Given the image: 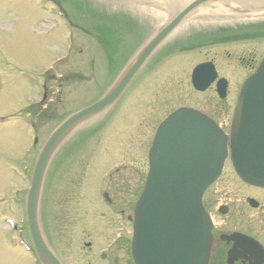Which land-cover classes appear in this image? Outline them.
Masks as SVG:
<instances>
[{
    "label": "rangeland",
    "instance_id": "rangeland-1",
    "mask_svg": "<svg viewBox=\"0 0 264 264\" xmlns=\"http://www.w3.org/2000/svg\"><path fill=\"white\" fill-rule=\"evenodd\" d=\"M119 1L122 2L120 3L122 6L127 8H132L133 4L137 2V0ZM138 2H140V0H138ZM150 4L153 7H150L147 2L143 3L146 7L144 10L148 13H150L149 9L151 8L157 9L154 8L157 6L155 2ZM78 7L82 9L81 12L76 10ZM82 7V3L79 1H76L72 6L65 5L60 0H0V200H6L7 202L9 201V203L13 201L19 202V197L11 190L16 189L23 194L28 188V181L18 178L14 180V175L10 174V170L15 174L18 172L21 175L23 167L26 166V161L29 167L27 158L29 145L25 140L26 137L24 138V133H30V129L25 131L20 121L9 120L6 116L12 109L18 112L22 110L24 106L31 105L30 98L32 94L36 100L41 98L42 87L34 86L32 91H30V84L41 83L43 72L53 67L66 56L71 41V34L67 27V22L64 20L65 17L73 24L87 27L88 29H92L93 26L100 23V15H102V13H96L90 11L93 10L91 8ZM157 10L158 12L151 13V15L153 14V19L157 21L156 24H154L156 25L155 28L162 24L169 14L168 10L163 7H159ZM237 18L241 19L243 17L239 15ZM232 20V17L229 15H210L203 21H195L192 23L191 20H189L182 28L187 29L191 25H216L215 22L221 24L229 23ZM140 41L141 38L138 34V47ZM132 45L133 44L127 45L126 50H123L120 57L117 59L116 67H119V69L122 68L128 58H130L134 49ZM213 53L214 50L203 53L204 55L193 54L192 56L198 61L205 56L208 58L213 57L215 55ZM192 56L180 55L170 59L163 65L171 69V71L160 74L157 81H155L157 85L160 84V77L166 81L163 84L165 87H163L161 91L158 90L157 85L155 90H148V88L139 90L137 77V81L131 84L130 89L132 90L130 94L128 96L125 95L119 101L116 105L117 107L115 106L116 108L111 113V117L119 119L120 122L131 123L129 121L130 117H128V110H132L137 101L140 103L143 101L141 104L138 103V107L141 105V107L138 108L139 122L141 119L148 118V113L152 111V106H154L157 100L177 101L180 99L184 100V102L187 100H198L186 92V80L183 75L190 67H193L191 66L193 60L190 59ZM178 68L179 70H177ZM98 72L95 83L94 79L85 83V88L82 89L79 95L75 94L73 98H69V105L66 106L68 112H75L88 106L99 99L102 93L108 89V85L112 80V74L110 76L105 75L101 65L98 66ZM156 73L154 75H157ZM154 75H152V77ZM152 80L153 78L147 79L145 81L146 85H154ZM143 86L144 85H140L139 88ZM134 88H137L136 93L134 92ZM51 89L54 91V86L51 85ZM148 122L152 123V118H150ZM53 128L54 123L42 129L40 141H44ZM109 132H113L114 134L117 133V135L120 134V132L123 133L125 140L122 139V141H124L125 144L119 145L120 143H118L115 148L110 134L106 133L103 139L100 138L95 142L93 149L95 152L94 154H92L91 147L89 154L86 156V160L82 162L83 168H87L89 165L91 167H113L117 163L115 161H117L118 158L123 159L125 157H132V154L137 152V141L129 145V142H133L132 136L130 135L132 130L119 131L118 128H115ZM139 134L141 133L138 131V137ZM113 139L118 140V137ZM139 144L140 140L138 138V145ZM123 161L126 160L123 159ZM129 162H132V160H129ZM74 167L79 166L76 165ZM95 175L96 172L93 171L91 177L94 179ZM5 191L10 192L7 193ZM97 191L98 189L96 193ZM100 201L101 198L97 197V202L99 203ZM1 204L2 202H0V205ZM12 206L13 207L9 204H4L0 207V264H19L18 261L31 264L30 261L33 259L29 255L26 245L22 242L25 240L28 244L27 239L22 238V243L20 245L18 237L12 233V226L6 222L7 219H14L16 221V216L18 214L20 218L16 221L18 228L23 227V230H25L24 205H21V207L17 205ZM14 206L17 209L14 208ZM81 231L82 229L79 228L71 234H67L70 236L73 235L75 238L76 233L79 236L80 233H82ZM51 234L56 244L62 241L61 235L57 236L55 233ZM24 235L28 236L25 232ZM79 238H81V236H79ZM97 243L103 246L105 239L98 236Z\"/></svg>",
    "mask_w": 264,
    "mask_h": 264
},
{
    "label": "water",
    "instance_id": "water-1",
    "mask_svg": "<svg viewBox=\"0 0 264 264\" xmlns=\"http://www.w3.org/2000/svg\"><path fill=\"white\" fill-rule=\"evenodd\" d=\"M190 9L148 43L122 82L137 67L141 68ZM205 68L209 69L205 83L208 86L214 75L209 66ZM205 68L199 67L196 77ZM196 77L194 80H198ZM77 121L73 119L66 127ZM67 133L65 128L58 131L40 156L28 199L31 234L40 257L48 262L53 257L42 241L36 220L38 194L47 163ZM231 150L239 176L250 184L264 186V62L239 98L231 131ZM226 155L227 137L209 119L195 112L181 110L163 124L150 152L151 166L138 202L133 246L137 264H208L211 222L201 198L220 175Z\"/></svg>",
    "mask_w": 264,
    "mask_h": 264
},
{
    "label": "flooded vegetation",
    "instance_id": "flooded-vegetation-1",
    "mask_svg": "<svg viewBox=\"0 0 264 264\" xmlns=\"http://www.w3.org/2000/svg\"><path fill=\"white\" fill-rule=\"evenodd\" d=\"M254 44L259 43L233 44L234 54L231 56L245 71L244 74L257 66L258 48ZM209 114L222 122L226 110L214 108ZM205 207L214 220V248L210 264H255L260 254L249 245L252 242L249 238L264 248V189L236 179L220 180L208 191ZM120 215H124V211Z\"/></svg>",
    "mask_w": 264,
    "mask_h": 264
},
{
    "label": "bare ground",
    "instance_id": "bare-ground-1",
    "mask_svg": "<svg viewBox=\"0 0 264 264\" xmlns=\"http://www.w3.org/2000/svg\"><path fill=\"white\" fill-rule=\"evenodd\" d=\"M239 4H241V3H239ZM244 4H246L247 6H253L256 3L254 1H247V2H244Z\"/></svg>",
    "mask_w": 264,
    "mask_h": 264
}]
</instances>
